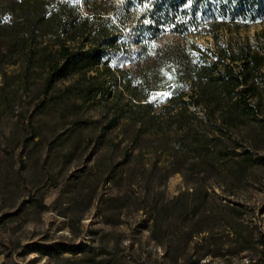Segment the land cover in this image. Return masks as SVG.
<instances>
[{"label":"rangeland","instance_id":"rangeland-1","mask_svg":"<svg viewBox=\"0 0 264 264\" xmlns=\"http://www.w3.org/2000/svg\"><path fill=\"white\" fill-rule=\"evenodd\" d=\"M46 2L54 11L67 2L89 27L107 26L121 34L124 45L111 54L110 66L130 68L137 76L147 64L169 74L180 52L200 54L193 43L202 51L216 47L211 34L167 32L145 52L133 31L137 8L127 10L128 0ZM4 18L13 15L6 13ZM263 28L264 18L247 26H226L218 33L224 44L246 40L255 47L263 42ZM169 46H176L174 57L163 63L153 57ZM11 58L0 44V86L6 85L0 88V264H264V245L259 241L264 234L263 162L249 166L241 177L216 174L187 181L175 173L165 182L157 175L150 182L137 176L130 184L123 174L116 180L109 169L113 163L120 172L126 166L122 162L127 142L118 130L99 138L106 121L101 106H81L75 97L62 101L58 94H44L40 71L30 73L27 86L16 76L25 65L22 60L12 64ZM79 120L86 123L80 126ZM244 133L243 142L254 156L264 157L263 125L254 123ZM198 183L208 189L209 202H226L229 207L221 211L214 206L205 221L210 229L192 240L183 237L168 255L167 246L152 237V213L138 209L140 201L154 202L160 191L173 197Z\"/></svg>","mask_w":264,"mask_h":264},{"label":"trees","instance_id":"trees-1","mask_svg":"<svg viewBox=\"0 0 264 264\" xmlns=\"http://www.w3.org/2000/svg\"><path fill=\"white\" fill-rule=\"evenodd\" d=\"M132 6L138 14L133 31L145 52L167 32L211 34L216 47L202 51L193 43L200 54L180 52L169 74L147 64L137 76L130 68L110 66L111 54L124 45L121 34L107 26L89 27L67 2L59 10H49L46 0H0V44L12 57L10 63L22 60L25 65L16 75L20 82L29 86L30 73L40 71L44 94H58L62 101L75 97L81 106H101L106 121L99 138L118 130L127 142L122 162L126 166L120 172L113 163L109 169L115 179L125 174L131 184L137 176L150 182L157 175L165 182L175 173L187 181L216 174L241 177L252 164L264 163V157H255L243 142L245 130L254 123L264 127V28L263 42L255 47L246 40L224 44L218 33L226 26L263 19L264 0H128L127 10ZM6 13L13 18L5 19ZM175 47L157 50L153 57L163 63L174 57ZM66 80L69 83L58 86ZM158 90L169 94L155 96ZM30 124L34 127V117ZM116 138L117 134L111 140ZM207 196L208 189L198 183L173 197L160 191L154 202L140 201L138 209L152 213V237L167 246L168 255L183 237L192 240L210 229L205 221L214 206L227 211L229 204L214 205ZM259 241L264 245V234Z\"/></svg>","mask_w":264,"mask_h":264}]
</instances>
